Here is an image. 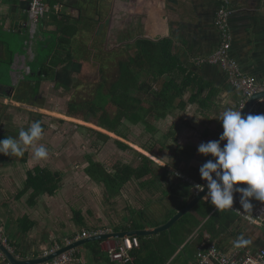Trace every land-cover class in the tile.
<instances>
[{
	"label": "crops",
	"instance_id": "obj_1",
	"mask_svg": "<svg viewBox=\"0 0 264 264\" xmlns=\"http://www.w3.org/2000/svg\"><path fill=\"white\" fill-rule=\"evenodd\" d=\"M25 1L0 0V31L30 33ZM219 6V0H58L53 10L49 6L41 30L58 38L54 16L64 15V21L77 27L74 48L85 55L89 50L95 57L108 52L134 58L149 51L141 50L148 41L156 48L164 41V50L170 49L176 59L164 57L159 81L153 75L157 66L150 64L141 72L132 66L125 77L122 62L116 64L118 95L130 99L132 111L120 114L116 133L97 135L94 147L90 133L45 130L35 143L47 148L46 159H35L31 146L23 156L0 154V226L16 256L42 257L46 250L77 240L83 231L155 229L193 199L194 183L206 184L199 168L213 158L199 154L198 146L219 139V118L226 109L238 110L243 96L221 65L200 61L220 46L214 22ZM228 7L233 13L228 19L230 56L244 73L264 83V0H228ZM21 10L27 20L25 15H10ZM166 69L173 70L174 84ZM172 88L179 91L171 93ZM159 90L163 98L161 106H155ZM258 104L257 114H264V101ZM128 125L142 126L143 139L137 141L133 131L128 135ZM12 137L19 139V133ZM239 200L235 193L233 205L244 211ZM251 203L247 212L258 216L254 223L203 198L170 230L138 236L140 247L128 264H138L136 252L154 264L173 248L163 264H194L202 241L214 242L230 255L255 251L264 246V202ZM240 236L250 243L236 247ZM105 242L72 249L76 260L70 264H117L110 260ZM5 260L0 256V264H8Z\"/></svg>",
	"mask_w": 264,
	"mask_h": 264
},
{
	"label": "clouds",
	"instance_id": "obj_2",
	"mask_svg": "<svg viewBox=\"0 0 264 264\" xmlns=\"http://www.w3.org/2000/svg\"><path fill=\"white\" fill-rule=\"evenodd\" d=\"M219 120L223 127L219 139L198 146L199 154L213 158L199 168L208 189L205 198L218 210L233 209L234 194L239 193V203L247 212L253 208L251 200L264 202V114L242 116L241 110L226 109ZM43 132L41 123L33 122L26 130H20L19 139L0 140V154L23 156L25 148L31 146L35 159H46L47 148L35 143ZM223 141L226 143L221 147ZM241 184L247 187H237ZM204 187L195 185L194 189L202 192ZM249 243L240 236L235 245Z\"/></svg>",
	"mask_w": 264,
	"mask_h": 264
},
{
	"label": "flooded vegetation",
	"instance_id": "obj_3",
	"mask_svg": "<svg viewBox=\"0 0 264 264\" xmlns=\"http://www.w3.org/2000/svg\"><path fill=\"white\" fill-rule=\"evenodd\" d=\"M26 6H28L26 4ZM26 9V8H25ZM215 10V16H214V22L216 18V12ZM16 15L18 17L24 16L26 13L24 10L18 11V12H11V16ZM26 19V15L24 17ZM27 20V19H26ZM25 20V21H26ZM109 51V49L107 50ZM56 52V51H55ZM59 57L61 59H64L61 62H53V57L51 58V55L47 58V63L41 64L40 66V56L45 59V54H40L39 57H32L35 61H37L38 67L36 70H32L30 67L25 65L26 72L30 75L34 76H40L43 77L40 79V82H16L17 84H10L11 86L2 84L0 85V96L3 97H9L12 100L21 103L24 106H28L26 108L21 109L20 107H17L18 111L25 112V115L29 116L28 119L29 122H27L24 125L16 124L15 120L13 118H10V113H8L7 108H9V104H1L0 103V140L4 139L5 137H12L14 133H19L21 129H27L30 127V125L33 122L39 121L41 123L42 128L45 130H53V131H59V132H72L73 131V125H76L80 131L85 130V127L82 126L85 124H91L93 128H86V132L90 133L93 132L95 135H104L105 131L110 133H116L117 129H119V124L114 126L112 129L107 128L102 124L101 120L106 118L103 114H105L106 111H108L109 118L114 119L119 116L121 113V110L119 107H116V105H113L111 102L113 101V95L116 94L119 91V85L116 82V79L118 77V73L116 74V78L111 81L109 78V70H107V66H110V63L118 64L119 62H126L129 60V56H125L126 59L123 60V56L119 54H108L106 53V56H93V60L90 59V57L84 56L85 63L82 62V60L77 59V55H74L75 58H70V54L66 51H62ZM86 52V51H85ZM110 52V51H109ZM59 53V52H56ZM93 53V51H90V54ZM68 54V55H67ZM58 57V58H59ZM26 58V57H25ZM99 59L98 61H96ZM39 61V62H38ZM110 61V62H108ZM89 63H91L93 66H91ZM96 63L98 64L96 67ZM87 64L86 67L83 65ZM93 68H96L99 70V73H103V77L100 78V81H93L89 83L93 87L90 88V91L88 93L91 94L90 97H78L76 99H65V98H59L61 100H66L64 108L58 107L56 102L54 101V97L49 98V95H45V92L48 89H51L53 91H56L54 95H58V92H65L70 91L73 88L76 90L79 88L81 83L75 82L73 80L74 74H84V73H92L95 72ZM59 73V74H57ZM58 75V76H56ZM110 80V81H109ZM26 82V83H24ZM149 87V85H148ZM93 89V90H92ZM92 91V92H91ZM17 97H19L17 99ZM49 98V99H47ZM52 100V101H50ZM85 102V103H84ZM30 107H36L35 111L32 109H29ZM79 107V108H75ZM43 108H50L53 109L56 113H59L60 118L58 119V122H65L66 118L68 120H73L70 118H74L79 120L83 119V124L79 123H73L71 126H69L68 129H47L45 126V118L46 116L42 114ZM95 111H97L95 113ZM38 112V113H37ZM78 113V114H76ZM128 115H130L129 112H127ZM31 115V116H30ZM66 115V116H65ZM74 115H82V118H78ZM35 118L31 120L32 118ZM101 117V120L100 118ZM75 120V121H77ZM129 120V119H128ZM79 122V121H78ZM11 126V127H10ZM13 138V137H12ZM17 139V138H15Z\"/></svg>",
	"mask_w": 264,
	"mask_h": 264
},
{
	"label": "built area",
	"instance_id": "obj_4",
	"mask_svg": "<svg viewBox=\"0 0 264 264\" xmlns=\"http://www.w3.org/2000/svg\"><path fill=\"white\" fill-rule=\"evenodd\" d=\"M220 6L216 13L215 25L220 34V46L210 56L200 59L202 62L221 65L232 77L234 85L242 90V98L238 103V110L240 111L245 105L247 100L256 92L264 90V83L259 84L255 77L244 73L238 62L230 56L232 36L228 26V19L232 15V10L228 7V0H219ZM28 17L30 24V33L32 36L37 32L39 23L47 16L50 10L49 5L45 0H30ZM58 9L57 6H55ZM264 101L261 98L257 103L252 105L247 114H257L260 110L259 102ZM226 141H224V144ZM182 177L183 175L180 174ZM195 185H203L194 183ZM205 185V184H204ZM195 190V189H194ZM197 192V191H195ZM204 200L208 201L205 197ZM233 210L246 220L254 223L258 221V216L249 212H245L235 205ZM108 229H97L92 231H83L79 238L89 237L91 235L107 233ZM3 229L0 226V240L7 246V240L3 236ZM76 240V239H75ZM75 240H70L67 243H72ZM10 248L9 246H7ZM103 247L108 251L110 260L117 264H128L134 261L133 252L140 247V239L136 235H129L123 238H110L106 239ZM60 246L44 251L42 256H47ZM0 256L5 258L3 252L0 250ZM76 260L75 253L71 250L58 255L57 257L40 263V264H70ZM194 264H264V246L252 251L246 249L241 254H226L223 252L216 243L202 241L196 251Z\"/></svg>",
	"mask_w": 264,
	"mask_h": 264
},
{
	"label": "rangeland",
	"instance_id": "obj_5",
	"mask_svg": "<svg viewBox=\"0 0 264 264\" xmlns=\"http://www.w3.org/2000/svg\"><path fill=\"white\" fill-rule=\"evenodd\" d=\"M28 19V17H27ZM27 22V21H26ZM44 37V38H43ZM55 37H54V33H46L44 32V30H41V26H38V30L37 32L34 34V36L31 35V33H29V30L26 29L25 33H21L19 32H12V31H0V40L3 41V55L0 56V85L5 84L8 86H11L10 84H17L16 82L20 83L23 81L26 82H40V79H42L43 77L40 78V76H34V75H30L26 72L27 69L23 70L22 66L26 65L28 67H30L32 70H36V68L38 67L37 61L34 60V58L32 59V57H39L40 54H45V59L43 57L40 56V66L41 64H45L47 63V58L48 56L51 55V58L53 57V62H59L60 60H62L59 55L60 54H65L62 52L56 53L55 51V47H56V42L54 41ZM92 52V51H91ZM78 53V52H77ZM11 56L14 59V64L10 65V61H11ZM86 56L90 57L91 60H93V56L94 54L91 53L90 51L87 50L86 51ZM16 57V59H15ZM26 57V58H25ZM59 57V58H58ZM123 60L126 59L125 56L122 57ZM99 59H97L96 61H98ZM84 61L87 60H82L83 63H85ZM17 62V63H16ZM110 62V61H108ZM116 63H110V66H107V70H109V78L111 79V81H113L116 78ZM91 66H93L91 63H89ZM97 63H96V67H97ZM96 68H93V70H95ZM59 74V73H57ZM58 76V75H56ZM103 77V73H99V70L96 69L95 72L92 73H84V74H74V78L73 80L75 82L81 83V85L79 86V88L76 90L75 88H73L70 91H65V92H58V95H54L56 93V91H53L51 89H48L46 92L44 90L45 95H49V98L54 97V101L56 102L58 107H62L64 108L65 102L67 99H76L78 97H90L91 94L88 93V91H90V88L93 87L92 85H90L89 83L93 82V81H100V78ZM110 81V80H109ZM24 82V83H26ZM41 83V82H40ZM93 90V89H92ZM92 92V91H91ZM47 98V99H49ZM59 98H65L66 100H61ZM52 101V100H50ZM0 103L1 104H9V108H7L8 113H10V118H13V120H15L16 124H20V125H24L27 122H29L30 119L29 116L25 115V112H21L18 111L17 107H20L21 109L26 108L28 106H24L21 103H18L14 100H12L9 97H3L0 96ZM29 109H32L33 111H35L36 107H30ZM43 112H41L42 114H44L46 116L45 118V126L47 127V129H68L69 126H71V124H75V123H79V124H83L82 122H78L75 120H68L65 117L62 119H65V122H58L57 118H60V115L55 111H53V109L50 108H43L42 110ZM38 113V112H37ZM31 116V115H30ZM77 116V115H74ZM57 117V118H55ZM78 118H82V115H78ZM32 118V117H31ZM35 118H32L31 120H33ZM86 128H93L91 124H85L82 125ZM11 127V126H10ZM73 134L75 135L76 133H83L82 135H85V133H87L85 130H81L76 126L73 125ZM142 126L140 125H128V128H126L125 131H127L128 135H131V131H133V135L136 134L135 138L137 141L143 139L142 136ZM130 132V133H129ZM70 133V130H69ZM90 136L92 137L89 139L92 141L90 146L94 147V140L98 141L97 139V135L93 134V132H90ZM94 136V137H93ZM93 139V140H92ZM100 143V142H99ZM99 143H96V145H99Z\"/></svg>",
	"mask_w": 264,
	"mask_h": 264
},
{
	"label": "trees",
	"instance_id": "obj_6",
	"mask_svg": "<svg viewBox=\"0 0 264 264\" xmlns=\"http://www.w3.org/2000/svg\"><path fill=\"white\" fill-rule=\"evenodd\" d=\"M58 2V0H48V4L51 7V9L53 10L54 5ZM61 16V19H60ZM65 16L62 14H57L56 16H54V20L55 22H57V29H56V33H57V37L55 38L54 41L56 42V47L54 48L56 50V52H61L62 51H66L67 53L70 54V58H75L74 55H77V59L80 61L84 58L85 53L83 51H81L79 49H75L74 48V42L76 40V32H77V27L74 26H70L68 22L64 21ZM68 21V20H67ZM3 41L0 40V44H2ZM4 43V42H3ZM160 45L156 48L154 45L152 44V41H148L147 46H142L141 50H151V52H147V53H143L142 55H138L137 57H130L128 61L126 62H122V71L124 72V76L126 77V75H130L129 73H127L128 69H131L132 66H136L140 69V72L143 71L144 69L148 68V66H150V64L152 66H157V68H153V75L155 76L156 81H159V77L161 78L162 75L161 73H158V70L161 69V66L163 64V59L164 57L167 58L169 57L170 60L172 61L176 59V57L174 55H171V50H164V41H160L159 42ZM154 47V48H152ZM78 52V53H77ZM152 53V54H151ZM68 55V54H67ZM150 57V58H148ZM64 59L60 60L59 62L63 61ZM13 62V58L11 56V61H10V65H12ZM159 66V67H158ZM176 68V66H174V69ZM173 69V68H172ZM173 69V70H174ZM177 69V68H176ZM149 70V69H148ZM164 70V68H163ZM169 72L172 73L173 70L171 69H166ZM134 74V73H133ZM135 76H140L138 74H134ZM128 81L129 84H131L133 81H131L130 79H126ZM161 82V84L159 85V89H162L164 83ZM175 80H174V75L173 73L171 74V78H170V84H174ZM172 86V85H171ZM143 88L146 89L147 85L144 84ZM150 88V86H149ZM177 91H179V89L176 88H172L171 89V93H177ZM157 95L156 97L153 99V102L155 104V106H161L159 103L163 98L162 93L160 92V90L158 92H155ZM121 94L125 95V91L122 92ZM113 101L111 102L113 105H116V107H119L120 110H122V114H125L127 112H131V105L132 103L129 101L130 99L125 98V96H120L118 95V92L116 94L113 95ZM175 96H172V99L169 101L170 104H173V100L175 99ZM159 97V99L157 98ZM19 97H17L18 99ZM85 103V102H84ZM75 108H79V107H75ZM97 111H95L96 113ZM139 114V111H136ZM120 113V114H121ZM78 114V113H76ZM119 114L118 117L114 118V119H110L109 118V114L108 111L105 112L104 117L106 116L105 119H103V121L100 120L102 122V124H104V126H106L107 128L112 129L114 126H116L120 120V117H122ZM140 240H142V237H139ZM155 243H158L155 241ZM175 252V249H171L170 251H168L166 257L162 258L161 260H159L158 262L154 263V264H163L165 263L169 257ZM136 254V258H137V263L138 264H147L148 261L147 259L143 258L139 253H135Z\"/></svg>",
	"mask_w": 264,
	"mask_h": 264
},
{
	"label": "water",
	"instance_id": "obj_7",
	"mask_svg": "<svg viewBox=\"0 0 264 264\" xmlns=\"http://www.w3.org/2000/svg\"><path fill=\"white\" fill-rule=\"evenodd\" d=\"M27 2V7L26 11L29 9V3L30 0H26ZM233 14V13H232ZM261 98H264V90L258 91L254 93L245 103V105L242 107L241 112L242 116L247 115L249 109L254 105L257 101H259ZM204 191L202 192H195V196L193 199H191L190 202L187 203L185 208L177 212L169 221H167L165 224L160 225L156 227L155 229H133V230H127V231H120V232H108V233H103V234H97V235H91L89 237H84L82 239H77L73 241L72 243H68L64 247H60L58 250L55 252L47 255V256H42V257H19L16 256L13 251L8 248L2 241L0 240V250L3 252L5 256V261L8 264H40L46 261H49L58 255L71 251L72 249L79 248L82 245H85L86 243L98 241V240H103L107 238H123L125 236L129 235H136V236H149L152 235V233L156 232H162L165 230H170L171 226L179 219H181L188 211L191 209H194L197 207L203 198L206 196V193L208 191L206 184L204 185ZM147 221V220H146Z\"/></svg>",
	"mask_w": 264,
	"mask_h": 264
},
{
	"label": "bare ground",
	"instance_id": "obj_8",
	"mask_svg": "<svg viewBox=\"0 0 264 264\" xmlns=\"http://www.w3.org/2000/svg\"><path fill=\"white\" fill-rule=\"evenodd\" d=\"M57 114V113H56ZM59 114V113H58ZM61 115V114H60ZM62 116V115H61ZM66 116V115H65ZM70 119H73L74 120V118H70ZM75 120H77V119H75ZM77 121H79V122H83V119L81 120V119H79V120H77ZM115 135V134H114ZM140 147V146H139ZM262 209V208H261Z\"/></svg>",
	"mask_w": 264,
	"mask_h": 264
}]
</instances>
